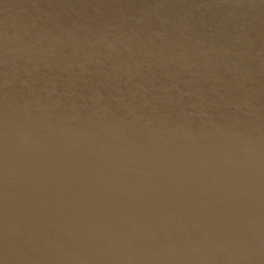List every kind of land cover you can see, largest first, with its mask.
Instances as JSON below:
<instances>
[{"label":"water","instance_id":"water-1","mask_svg":"<svg viewBox=\"0 0 264 264\" xmlns=\"http://www.w3.org/2000/svg\"><path fill=\"white\" fill-rule=\"evenodd\" d=\"M0 264H264V0H0Z\"/></svg>","mask_w":264,"mask_h":264}]
</instances>
